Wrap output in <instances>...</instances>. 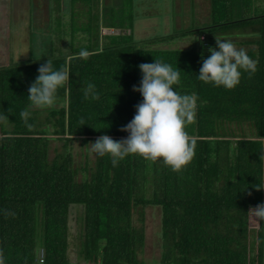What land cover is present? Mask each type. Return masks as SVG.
Wrapping results in <instances>:
<instances>
[{
    "label": "trees",
    "instance_id": "trees-1",
    "mask_svg": "<svg viewBox=\"0 0 264 264\" xmlns=\"http://www.w3.org/2000/svg\"><path fill=\"white\" fill-rule=\"evenodd\" d=\"M76 1L91 6V0ZM96 7L94 11L98 2ZM207 19L194 24L205 47L154 46L187 37L185 28L140 39L131 29L119 41L111 36L101 40L104 26L97 23L92 36V25L76 30L84 42L68 58H30L0 68V116L8 117L0 120V249L5 264H37L40 253L42 264H146L138 252L144 246L147 206L161 213L159 264H264V221L257 222L250 241L247 215L264 203V6L257 7L255 0H210ZM216 37H243L241 44L257 61L255 74L242 71L233 89L198 79L203 60L211 55L208 49H219ZM81 50L89 53L86 59L78 55ZM155 59L180 70L176 91L198 97L195 121L186 128L196 141L194 158L173 171L162 160L140 155H129L114 167L110 155L95 153L77 180L71 144L95 142L102 135L115 141L128 137L120 129L143 101L133 91L143 76L139 65ZM47 60L54 69L66 67L70 80L58 90L53 107L39 109L30 106L28 89ZM88 83L95 85L98 100L84 99ZM25 109L31 113V129L20 117ZM54 138L62 151L50 158ZM71 208L80 212L75 261L69 257ZM4 210L14 211L15 218H6Z\"/></svg>",
    "mask_w": 264,
    "mask_h": 264
},
{
    "label": "clouds",
    "instance_id": "clouds-1",
    "mask_svg": "<svg viewBox=\"0 0 264 264\" xmlns=\"http://www.w3.org/2000/svg\"><path fill=\"white\" fill-rule=\"evenodd\" d=\"M216 45L219 51L216 48L208 49L211 55L203 60L199 80L233 89L240 83L242 71L247 72L249 77L255 74L257 61L249 57L245 49H238L232 40L217 37ZM78 55L86 59L89 53L81 50ZM139 68L143 74L142 80L139 87L133 86V91L139 92L143 101L136 105L134 118L120 129L129 133L128 137L115 141L108 135H102L90 143L91 151L101 157L110 155L114 167L129 155H140L152 161L162 160L173 171H180L195 155L196 141L188 135L186 128L195 121L198 97L195 93L181 95L174 89L173 86L180 82V70H174L168 63L155 59L154 63H142ZM38 73L28 89L30 106L39 109L53 107L58 90L70 80V72L63 66L54 69L52 61L47 60L39 67ZM83 94L85 100L99 99V93L92 83L87 84ZM30 115L27 109L20 112L21 119L29 129L33 127L28 123ZM7 119V116H0V120ZM4 215L15 218L16 213L4 210ZM247 215L253 222L264 221V203L250 208ZM0 264H5L2 249ZM37 264H42L39 255Z\"/></svg>",
    "mask_w": 264,
    "mask_h": 264
},
{
    "label": "rangeland",
    "instance_id": "rangeland-1",
    "mask_svg": "<svg viewBox=\"0 0 264 264\" xmlns=\"http://www.w3.org/2000/svg\"><path fill=\"white\" fill-rule=\"evenodd\" d=\"M13 1V0H9ZM131 1V0H130ZM175 1V2H174ZM133 0V8H130L129 0H109L106 4V0H91L89 6L86 1L81 4L72 18L70 16H61L60 18L54 17L52 25L49 26L52 34L46 38V43L51 42V57L53 58H68L73 50L84 42V38L76 34V30L87 29L92 25L91 36L93 34V27L98 23L100 26L99 37L103 40L104 36H111V39L116 37L119 41L121 35L133 33V37L136 39L147 38L151 36H161L166 34L179 33V29H186L187 37L176 41H164L155 44L154 46L160 49H186L196 45L197 47H205V43L202 42L204 38L200 36V30L194 26L195 20L198 22L209 21L206 18L209 15L210 0ZM99 3L97 11H94V5ZM196 2V3H195ZM66 10L65 15H68V2L64 1ZM196 4V8L194 7ZM257 7L264 6V0H255ZM87 6L90 9L86 8ZM138 6V8H136ZM97 8V7H96ZM195 10V17H194ZM95 16H91V14ZM0 12V29L1 36L5 33L6 43L0 40V68L14 63H22L30 58H39L38 52L35 51L36 40L40 34L39 30L34 31L31 42V52L33 55L27 56V51L23 49V43L26 39L25 30L27 29V20L32 24L34 23L33 17L25 18L21 17H5ZM32 14V11H31ZM82 14L84 17H79ZM130 14V15H129ZM192 30V31H191ZM33 32V30H32ZM206 36L208 34H205ZM87 36V35H85ZM3 38V37H2ZM197 38V39H196ZM239 38V37H237ZM116 40V41H117ZM202 40V41H200ZM232 40L237 48L248 49L246 45L241 44L245 41L243 37ZM45 43V44H46ZM153 46V47H154ZM206 49V48H205ZM217 51L219 49L216 48ZM18 60V61H16ZM90 143H82L81 140H76L71 144V153L74 158V168L77 171L76 178L80 180L82 178L81 169L85 163L93 164L95 153L91 151ZM89 144V145H88ZM62 151V143L58 140L51 139L49 148V157L53 158L54 155ZM78 209L71 208L70 215V231H69V257L72 261L77 259V252L79 250V215ZM135 224L140 226L138 222V216L134 218ZM144 228V246L142 251L138 252V259L146 264H159L162 259L163 243L161 237V213L158 207L147 206L144 209L143 217ZM258 228V223L250 220L249 222V234L250 241L254 238V231Z\"/></svg>",
    "mask_w": 264,
    "mask_h": 264
},
{
    "label": "crops",
    "instance_id": "crops-1",
    "mask_svg": "<svg viewBox=\"0 0 264 264\" xmlns=\"http://www.w3.org/2000/svg\"><path fill=\"white\" fill-rule=\"evenodd\" d=\"M65 0H13L12 2L9 0H0V12L5 13L2 16L5 17H25L30 18L33 17L34 23L32 24L29 20H27V29L25 30L26 39L23 43V49L27 51V56L33 55L31 52V42L32 35H34V31L39 30L36 42L35 51L38 52L39 58H34L35 60H41L45 58L51 57V42L46 43V38H52L50 35L52 34L50 27L52 25V20L54 17L59 16H70L71 8L77 9L79 7V1L76 0H66L68 2V15H65L64 12L67 7L64 4ZM75 1V4L72 5V2ZM32 11V14H31ZM2 29V26L1 28ZM33 30V32H32ZM2 34V33H0ZM0 35V40L6 43L5 36ZM3 37V38H2ZM46 43V44H45ZM34 56V55H33ZM29 60V59H28ZM18 61V60H16ZM15 62V61H13ZM8 66V65H6Z\"/></svg>",
    "mask_w": 264,
    "mask_h": 264
},
{
    "label": "built area",
    "instance_id": "built-area-1",
    "mask_svg": "<svg viewBox=\"0 0 264 264\" xmlns=\"http://www.w3.org/2000/svg\"><path fill=\"white\" fill-rule=\"evenodd\" d=\"M39 256H40V258L42 259V262H43V254L40 253Z\"/></svg>",
    "mask_w": 264,
    "mask_h": 264
}]
</instances>
